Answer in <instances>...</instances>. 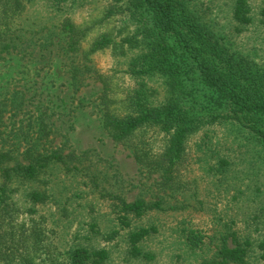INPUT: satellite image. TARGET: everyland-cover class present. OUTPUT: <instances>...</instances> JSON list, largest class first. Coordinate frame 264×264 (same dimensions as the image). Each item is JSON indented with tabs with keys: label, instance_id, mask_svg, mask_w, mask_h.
Returning a JSON list of instances; mask_svg holds the SVG:
<instances>
[{
	"label": "rangeland",
	"instance_id": "rangeland-1",
	"mask_svg": "<svg viewBox=\"0 0 264 264\" xmlns=\"http://www.w3.org/2000/svg\"><path fill=\"white\" fill-rule=\"evenodd\" d=\"M184 1L232 51L264 68V0H247L249 24L236 20L237 0ZM24 2L13 24L14 46L0 52V101L7 96L23 108L16 115L0 111V147L23 140V147L37 143L43 153L59 150L71 160L47 162L12 193L11 223L0 232V264H71V251L79 247L107 249L103 264H207L224 240L248 243L244 264H264V143L236 120L213 119L227 113L226 102L196 65L183 60V98L203 121L188 139L178 189L165 192L158 174L103 128V84L94 72L107 75L119 96L138 88L144 76L133 73V62L147 51L151 17L131 0H68L58 11L51 0ZM65 18L88 29L77 53L60 48ZM104 35L113 42L92 51ZM73 61L83 69L78 90ZM148 84L157 103L169 96L158 76ZM113 107L125 111L123 102ZM34 190L45 199L31 201ZM139 198L150 205L142 216L124 211L123 201ZM141 227L151 229L140 246L152 259L130 253L129 235ZM189 239H197L196 250Z\"/></svg>",
	"mask_w": 264,
	"mask_h": 264
},
{
	"label": "trees",
	"instance_id": "trees-1",
	"mask_svg": "<svg viewBox=\"0 0 264 264\" xmlns=\"http://www.w3.org/2000/svg\"><path fill=\"white\" fill-rule=\"evenodd\" d=\"M51 1V6L58 11L62 9V2L68 0ZM131 1L137 8L146 11L153 23L145 35L147 51L133 62L137 67L133 73L144 76V80L138 88L119 96L112 88L109 77L94 70L103 84L100 95L102 126L114 141L131 148L138 163L150 167L158 174L159 185L165 192H174L181 181L180 167L187 154L188 139L203 121L183 98V60L190 59L196 65L203 82L225 100L227 113H219L213 119L236 120L263 143L264 68L232 51L223 39H219L196 19L184 0ZM25 6L24 0H0V44L3 45L0 52L14 46L13 24ZM234 11L238 22L251 23V9L247 0H237ZM60 29L64 33L60 42L64 53L79 52L88 29L79 27L70 18L61 22ZM126 41L133 43L134 38ZM112 42L111 38L104 35L95 41L92 51ZM85 68L91 70L90 66ZM70 72L72 85L78 90L83 82L79 77L83 69L73 61ZM155 76L163 80L169 93L165 101L159 103L151 96L156 90L149 88L148 84ZM1 100L2 113L13 112L16 115V111L23 108L22 102L7 96ZM120 102L125 105V111L121 113L113 107V104ZM3 116L0 117V129ZM14 138L21 137L15 135ZM156 140L160 144H156ZM22 142L21 146L15 144V147L9 149L0 147V232H6L3 228L11 223L8 208L15 203L12 193L18 190L21 183L26 179H35L48 167L47 162L57 160L67 163L68 159L71 160L69 155L59 153V150L43 153L37 143L23 147ZM29 196L34 203L45 199L42 191L34 190ZM122 205L124 211L135 216H142L150 208L142 198L130 203L123 201ZM150 232V228L141 227L130 233V253L133 256L153 258L140 246L141 240ZM230 236L236 239L235 232ZM189 242L192 250L199 246L197 239H189ZM247 245L236 242L230 246L224 240L218 247L216 257L207 264H244L249 255ZM108 258L109 253L105 248L93 251L79 247L71 251V264H103Z\"/></svg>",
	"mask_w": 264,
	"mask_h": 264
}]
</instances>
